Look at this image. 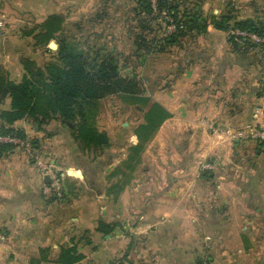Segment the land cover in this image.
<instances>
[{"label": "rangeland", "instance_id": "obj_1", "mask_svg": "<svg viewBox=\"0 0 264 264\" xmlns=\"http://www.w3.org/2000/svg\"><path fill=\"white\" fill-rule=\"evenodd\" d=\"M54 14L65 21L47 45L24 36ZM212 17L225 28L215 29ZM244 25H264V0H0V33L19 39L20 61L44 65L66 40L113 57L139 83L138 94L108 95L88 112L104 142L76 139L79 119L55 118L61 133L30 120L33 137L0 135L36 168L44 206L69 210V227L58 217L50 234L67 246L74 238L80 264H255L264 253L256 242L264 230L240 213L255 185L247 177L264 176V35ZM153 101L171 115L141 131ZM80 208L104 221L119 213L111 222L120 225L110 234L77 228L70 219ZM43 217L36 226L49 222ZM144 223L154 225L139 231ZM41 248L58 255L53 245L34 251ZM11 252L6 261L0 250V264H12Z\"/></svg>", "mask_w": 264, "mask_h": 264}, {"label": "trees", "instance_id": "obj_2", "mask_svg": "<svg viewBox=\"0 0 264 264\" xmlns=\"http://www.w3.org/2000/svg\"><path fill=\"white\" fill-rule=\"evenodd\" d=\"M143 6L149 10L150 5ZM64 21L62 15H50L24 36L32 37L38 45H47L62 31ZM196 22L195 20L193 25L199 27ZM210 24L218 30L225 28L223 23L216 21L214 17ZM238 28L264 35V25L261 28L254 25ZM202 29V32L205 31V27ZM177 37L173 35L166 40L175 42ZM59 43L58 56L44 65L31 58H22L24 74L19 81L14 80L9 70L0 65V105L7 99H10L11 103L9 109L0 110V135L26 138L25 130L14 127V123L20 119L37 121L40 127L55 118L70 123L79 119L76 139L88 145L97 144L100 142L99 134L96 128L89 124L88 112L100 99L108 95H136L140 92L137 80L122 76L113 57H102L100 50H86L75 42L60 40ZM170 115V111L163 104L153 101L148 110L147 123L141 126V131L157 128ZM141 131L138 136L142 140L145 133ZM13 146L12 143L1 142L0 155ZM119 225L99 220L95 231L110 234ZM84 258L85 254L79 250L75 239L72 238V244L61 247L58 258L54 261L60 264H74ZM48 260L47 248H41L39 258H33L31 264H42Z\"/></svg>", "mask_w": 264, "mask_h": 264}, {"label": "crops", "instance_id": "obj_3", "mask_svg": "<svg viewBox=\"0 0 264 264\" xmlns=\"http://www.w3.org/2000/svg\"><path fill=\"white\" fill-rule=\"evenodd\" d=\"M21 50L23 49H21V42L18 38L0 33V64L5 65L11 73V77L15 80H21L24 74L23 65L19 60L22 53ZM16 70L21 72L20 79L16 76ZM10 104V99H7L4 104L0 105V110L9 109ZM55 120L53 119L49 123L44 124L43 128L53 129L57 127V133L63 132L59 124H54L57 122ZM66 123L68 124L69 122ZM19 126L25 130L27 138L33 137L31 136L29 119L17 120L14 123V127ZM41 131L42 129H39V132ZM8 153V155L0 158V237L7 236L6 241L0 240V250H3L1 257L8 261L7 254L12 251L17 253V255L9 262L12 264H31L33 258H39L40 256L34 251L36 245H38V248L53 245L57 247L56 252L59 255L61 247L67 244L58 242L50 234L53 231L51 227L59 226L57 225L58 217L63 221L60 220L65 229L69 227L70 224L66 222L67 219L65 218L69 210L62 208L53 209L51 205L44 206L45 202L40 194L41 178L34 165L26 158L21 157L22 154H19L16 149H13V151L8 150ZM247 182H253L255 185L252 186L249 192L250 203L247 206L249 210H244V206H241L240 213L243 215L244 213L252 214L251 227L262 231L264 230V176L247 177ZM84 211L85 209L83 208L75 211V216L70 219V221H74L71 225L83 230L95 229L100 219L99 213L97 212L96 214V212L92 211L89 217ZM39 213H42L43 219L45 221L48 219L49 222L42 223L40 220L42 224L36 226V215ZM118 216L122 218L119 213H110V220L105 221L118 222L119 220L116 219ZM152 225L154 224L145 225L144 223L143 226L139 227V231L147 230ZM37 238H39L38 242H36ZM256 242L257 245L264 246V239L256 240ZM58 255L55 258L49 256V260L43 261L42 264H60L54 261L58 258ZM252 259L255 264H264V253L262 250H259ZM81 261L74 264H80Z\"/></svg>", "mask_w": 264, "mask_h": 264}, {"label": "built area", "instance_id": "obj_4", "mask_svg": "<svg viewBox=\"0 0 264 264\" xmlns=\"http://www.w3.org/2000/svg\"><path fill=\"white\" fill-rule=\"evenodd\" d=\"M151 1H152V3H155V0H151ZM261 137L264 139V132L261 134ZM9 139L12 140L11 137H10ZM204 168H205L206 170L211 169V168H212V165H211V164H205V165H204ZM56 184H58V181L56 182ZM59 189H60V187L54 188L57 197L62 196V192H61ZM50 190H51V187H47V188H46V191H47V192H49ZM112 264H123V263H121V261L119 260V261L114 262V263H112Z\"/></svg>", "mask_w": 264, "mask_h": 264}, {"label": "water", "instance_id": "obj_5", "mask_svg": "<svg viewBox=\"0 0 264 264\" xmlns=\"http://www.w3.org/2000/svg\"><path fill=\"white\" fill-rule=\"evenodd\" d=\"M51 45H52V43H51ZM99 140H100V142L105 141L104 134H102V133L99 134ZM45 180H46V182H50V176H46Z\"/></svg>", "mask_w": 264, "mask_h": 264}]
</instances>
